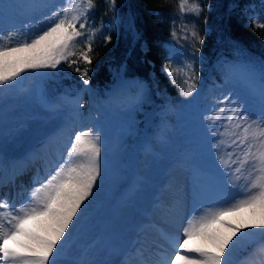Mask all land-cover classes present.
<instances>
[{
  "label": "rangeland",
  "instance_id": "1",
  "mask_svg": "<svg viewBox=\"0 0 264 264\" xmlns=\"http://www.w3.org/2000/svg\"><path fill=\"white\" fill-rule=\"evenodd\" d=\"M53 2L0 0V34L26 32L25 25L38 33L46 27L40 22L54 10L45 5ZM109 8L108 3L98 4L95 10V25L100 28L103 21L104 30L97 34L93 50L105 43L103 36L118 34L124 25L117 6L114 12ZM247 14L248 18L264 17V0L248 4ZM174 15L178 16L176 9L169 16L164 67L168 65L170 51L174 50L178 62H173L169 71L173 72L172 79L176 83L163 72L175 87V95L163 93V100L151 101L143 87L137 88L140 86L137 78L127 80L131 89L122 93L124 97L119 95L110 101L113 85L100 98L96 89L83 85L76 66L70 68L66 63L58 70H29L12 85L0 86L1 155L25 154L42 138L46 139L44 148L37 144V152L42 161L53 159L54 164L51 168L43 164L37 176L54 172L57 162H63L60 158L66 155L75 132L93 125L103 131L99 183L89 199L90 204L80 213L71 236L55 253V264H157L161 245H164L162 232L174 231L178 226L182 231L188 220L203 214L194 209L218 207L215 202L228 196L243 198L239 189L223 190L227 177H221L217 171L215 156L209 151L208 121L203 117L215 108V101L229 91L258 109L259 66L244 50L235 48L229 59L223 55L215 60L218 81L207 82L202 75L199 53L193 61L194 49L182 39L179 20L176 21L177 38L171 35ZM186 22L197 25L198 18L188 17ZM177 39H180L179 44ZM195 47H199V42ZM84 50L85 42L81 41L73 47L75 55L71 59H78ZM185 62L192 63L198 75V80L193 81L198 88L192 97L180 95L187 87L185 74L179 71ZM249 62L256 65L254 84L239 73L228 79L229 68ZM114 70L111 66L112 73ZM86 87L90 88L87 103L83 100ZM137 97L139 100L135 102ZM128 102H132L131 106ZM12 160L19 161L15 166L18 168L26 162V157ZM26 181V186L32 185L33 180ZM34 186L38 185L33 184L31 188ZM222 219L258 222L260 217L241 211ZM211 227L221 237L228 234L219 224ZM256 239L259 243L260 238ZM191 243L213 250L200 237H193ZM250 253H253L252 247L247 251L237 247L229 255V262L258 264V259H264L259 252Z\"/></svg>",
  "mask_w": 264,
  "mask_h": 264
},
{
  "label": "snow or ice",
  "instance_id": "2",
  "mask_svg": "<svg viewBox=\"0 0 264 264\" xmlns=\"http://www.w3.org/2000/svg\"><path fill=\"white\" fill-rule=\"evenodd\" d=\"M106 3L114 12L115 0H106ZM45 7L54 10L40 22L46 27L38 33L25 25L26 32L0 34V86L12 85L29 70H58L65 63L71 68L78 60L92 63L89 53L97 34L104 30L103 21L100 28L95 25L97 0H54ZM176 11L178 16L173 17L171 35L177 38L176 21L179 20V32L194 49L192 60L195 61L196 53L200 51L195 45L201 37L196 23L189 24L186 20L198 18L204 9L200 0L192 3L177 0ZM249 20L252 27L264 29V17L249 16ZM103 40L109 42L111 36H103ZM81 41L85 42V50L80 52L78 59H71L75 55L73 47ZM173 62H178L174 50L170 51L168 65L162 71L175 84L173 72L169 71ZM75 71L82 77L83 85L89 86V69L81 72L77 66ZM179 71L184 72L187 84L180 95L192 97L198 88L193 82L198 80L193 64L185 62ZM237 73L254 84L256 65L249 62L231 67L227 72L228 79ZM129 87V81H117L110 93V101ZM84 90L87 92L90 88ZM259 94L260 106L255 109L234 91H229L217 99L215 108L203 117L208 121L209 151L215 156L220 176L227 177L223 190L234 192L239 189L243 198L228 196L215 202L220 205L218 207L194 209L203 214L188 220L182 231L178 226L174 231L162 232L164 245H161L157 264H230L228 257L237 247L244 251L252 247L250 255L259 252L264 258V61L259 66ZM138 100L139 97L135 102ZM131 103L128 102L129 106ZM102 137V129L95 125L75 132L66 155L60 158L63 162H57L54 172L37 176L32 183L38 186L28 190L26 196L22 194L21 203L17 204L7 196L0 197V264H55V253L68 238L99 183ZM241 211H248L253 217L259 215L260 219L258 222L222 219ZM214 224L225 227L228 234L221 237L212 230ZM193 237L204 239L213 250L194 246L191 243ZM258 264H264V259H258Z\"/></svg>",
  "mask_w": 264,
  "mask_h": 264
},
{
  "label": "trees",
  "instance_id": "3",
  "mask_svg": "<svg viewBox=\"0 0 264 264\" xmlns=\"http://www.w3.org/2000/svg\"><path fill=\"white\" fill-rule=\"evenodd\" d=\"M249 1L200 0L204 11L197 28L201 37L199 47L208 67L203 73L206 74V69L219 55L232 56L235 48L244 50L259 64L264 61V29L252 27L247 19L246 5ZM97 2L107 4L106 0ZM176 4L177 0H115L124 22L120 32L92 51L90 65L78 60L75 66L82 72L89 69L90 84L100 92L117 79L138 77L149 98H157V91L174 94L175 88L162 68L165 65L164 43L169 35L166 18ZM111 66L115 69L114 74Z\"/></svg>",
  "mask_w": 264,
  "mask_h": 264
},
{
  "label": "bare ground",
  "instance_id": "4",
  "mask_svg": "<svg viewBox=\"0 0 264 264\" xmlns=\"http://www.w3.org/2000/svg\"><path fill=\"white\" fill-rule=\"evenodd\" d=\"M37 150H38V148L36 147V152H37ZM34 155H36V153H34V154H31V156H33L34 157ZM12 159H14V158H11V156H7V155H1V151H0V170L4 167V166H11V167H13L15 170H18L20 167H15L16 165H17V163H19V161H17V162H14V161H12ZM44 161V160H43ZM41 164H45V167L48 165V166H50V168L51 167H53V164H54V160L53 159H49V160H46L45 162H41ZM44 166V165H43ZM47 166V167H48ZM25 181H26V179H25ZM30 181V180H29ZM90 199V198H89ZM87 204L89 205L90 203H89V201L87 202ZM79 218H80V216H79ZM79 220V219H78ZM77 220V221H78ZM77 221L75 222V225L71 228V231H70V233H69V235L71 236V233L73 232V230H74V228L76 227V225H77ZM68 235V236H69ZM140 252V251H139Z\"/></svg>",
  "mask_w": 264,
  "mask_h": 264
}]
</instances>
